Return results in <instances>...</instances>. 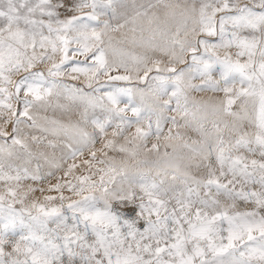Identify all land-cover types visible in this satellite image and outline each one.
Returning a JSON list of instances; mask_svg holds the SVG:
<instances>
[{
    "label": "snow or ice",
    "instance_id": "1",
    "mask_svg": "<svg viewBox=\"0 0 264 264\" xmlns=\"http://www.w3.org/2000/svg\"><path fill=\"white\" fill-rule=\"evenodd\" d=\"M0 183V264H264V0H0Z\"/></svg>",
    "mask_w": 264,
    "mask_h": 264
},
{
    "label": "rangeland",
    "instance_id": "2",
    "mask_svg": "<svg viewBox=\"0 0 264 264\" xmlns=\"http://www.w3.org/2000/svg\"><path fill=\"white\" fill-rule=\"evenodd\" d=\"M211 39L215 40L216 38L213 37V38H211ZM73 47H74V45H73ZM77 59L83 60L84 57H77ZM113 74H117V73H113ZM119 74H123V72H121V73H119ZM63 79H64L67 83L80 85V84H82V83L84 82V79H85V78H84L83 76H81L79 80H75V81H73V80L69 79V77L65 76ZM101 80H102V81H103V80H106V77H102ZM196 82L199 83V81H196ZM120 83H121V85H123V82H120ZM193 96H194L197 100H200V99H204V100H206V99H208L209 97H213V96H215L216 98H222V97H223V93H216V94L211 93V92H206V93H193ZM61 103H66V101H63V100H62ZM47 114H48L49 116L53 115V113H52L51 110H49V112H48ZM172 114L174 115L175 113H172ZM56 115H57V117H59V116H60V113L57 112ZM89 130H91V129H89ZM181 131H183V130H181ZM165 132H167V128H165ZM192 138H193V139L196 138V137H195V134H192ZM45 142H46V141H45ZM151 142H155V137L152 138V141H151ZM163 143H164V141L161 140V144H163ZM97 147H99V145H97ZM49 151H51V150L49 149ZM163 151H164V149H163V147H162V148H161V153H163ZM168 151L171 152V149H168ZM110 155H111V153H110ZM76 162L79 163V160H77ZM83 171H84V169H81L77 174H80V173L83 172ZM153 174H155L154 171H153ZM57 175H60V174L58 173ZM51 182H52V183H55V180H52ZM22 183H23L25 186H27V185H31L32 187H35V188H41V187H43V188L47 189V187L49 186V181H48V180H44V181H40V182H33V181H31V180H28V181H23ZM3 191H4V185H3L2 183H0V193H2ZM43 195H54V196H55V195H58V193H55V192H47V191H45L44 193H41V192L37 191L34 195H31V194H30L29 199H28V201H26V203H29V202H30L32 199H34V198L42 199V198H43ZM65 195H70V194L67 193V192H65ZM74 198H75V197H74ZM15 207L20 208L21 206H20L19 204H17V205H15ZM225 227H226V225H225ZM225 235H226V234H225Z\"/></svg>",
    "mask_w": 264,
    "mask_h": 264
}]
</instances>
